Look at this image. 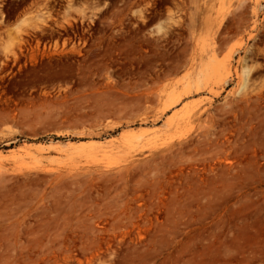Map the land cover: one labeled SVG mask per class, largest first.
Listing matches in <instances>:
<instances>
[{"label":"rangeland","instance_id":"374dc122","mask_svg":"<svg viewBox=\"0 0 264 264\" xmlns=\"http://www.w3.org/2000/svg\"><path fill=\"white\" fill-rule=\"evenodd\" d=\"M0 264H264V0H0Z\"/></svg>","mask_w":264,"mask_h":264},{"label":"trees","instance_id":"16d2710c","mask_svg":"<svg viewBox=\"0 0 264 264\" xmlns=\"http://www.w3.org/2000/svg\"><path fill=\"white\" fill-rule=\"evenodd\" d=\"M121 130V128H118L116 131L118 132V131H120ZM18 138H19V141H21L22 139H24L23 137H21V136H18ZM44 139H52V140H63V141H66V140H72V141H74V140H76L77 138H75V137H72V136H57V135H50V136H48V137H43ZM18 141V142H19ZM18 142H16L15 144L17 145L18 144ZM14 144H12L11 146H13Z\"/></svg>","mask_w":264,"mask_h":264}]
</instances>
